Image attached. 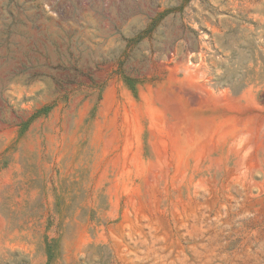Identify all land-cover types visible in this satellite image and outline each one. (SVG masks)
<instances>
[{
	"label": "rangeland",
	"instance_id": "1",
	"mask_svg": "<svg viewBox=\"0 0 264 264\" xmlns=\"http://www.w3.org/2000/svg\"><path fill=\"white\" fill-rule=\"evenodd\" d=\"M0 264H264V0H0Z\"/></svg>",
	"mask_w": 264,
	"mask_h": 264
},
{
	"label": "trees",
	"instance_id": "2",
	"mask_svg": "<svg viewBox=\"0 0 264 264\" xmlns=\"http://www.w3.org/2000/svg\"><path fill=\"white\" fill-rule=\"evenodd\" d=\"M126 78H127V81H128V83H129V85L131 86V88H132L133 90H135V89H136V85H137V83L140 81V79H139V78H135V79H133V78L130 77V76H126Z\"/></svg>",
	"mask_w": 264,
	"mask_h": 264
}]
</instances>
